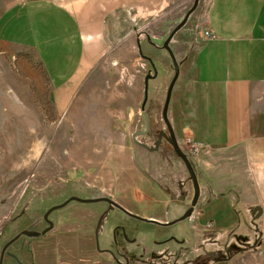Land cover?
I'll use <instances>...</instances> for the list:
<instances>
[{"label": "rangeland", "instance_id": "1", "mask_svg": "<svg viewBox=\"0 0 264 264\" xmlns=\"http://www.w3.org/2000/svg\"><path fill=\"white\" fill-rule=\"evenodd\" d=\"M25 1L0 0V12ZM192 1L170 4L160 32L156 29L157 35L149 38L162 49L151 48L154 67L144 63L147 42L139 43V51L128 45L123 59L103 48L78 93L59 110L38 59L22 52L0 53V264H264V196L239 227L216 228L211 220L199 223L192 219L195 205L189 218L167 226L112 209L96 233L105 204L69 202L48 215L50 231L33 238L22 234L43 231L44 212L70 197H107L138 217L168 223L188 209L189 175L190 194L180 185L185 167L172 151L160 116L172 66L169 62L166 75L155 55H167L162 44ZM204 3L198 1L189 17ZM147 75L152 78L142 108ZM147 129L150 134L138 137ZM159 133L164 134L155 150L152 141ZM227 205L222 217L230 214ZM111 235L132 241L116 243ZM71 242L74 258L59 261L58 253L68 250Z\"/></svg>", "mask_w": 264, "mask_h": 264}, {"label": "crops", "instance_id": "2", "mask_svg": "<svg viewBox=\"0 0 264 264\" xmlns=\"http://www.w3.org/2000/svg\"><path fill=\"white\" fill-rule=\"evenodd\" d=\"M187 1L11 4L0 12V53L22 52L38 59L50 78L53 104L59 110L78 93L103 48L117 51L116 58L123 59L128 45L139 51V43L147 42L144 63L154 67L151 48L162 49L149 38L157 35L155 30L167 19L170 4ZM156 22L159 27L154 28ZM205 31L212 37L205 38ZM170 48L178 76L170 94L168 121L177 139L189 138L204 146L198 156L191 157L199 186L192 219L202 224L211 220L216 228L239 227L241 219L250 218L251 207H260L264 196V0H206L174 34ZM163 55L156 54L155 60L167 75L170 59ZM183 174L180 185L190 194L185 169ZM140 201L142 206L147 204L144 198ZM168 204L165 199V210ZM225 204L230 214L222 217ZM71 243L58 253L59 261L72 259L75 247Z\"/></svg>", "mask_w": 264, "mask_h": 264}, {"label": "water", "instance_id": "3", "mask_svg": "<svg viewBox=\"0 0 264 264\" xmlns=\"http://www.w3.org/2000/svg\"><path fill=\"white\" fill-rule=\"evenodd\" d=\"M198 1L199 0H193L192 1L191 6L185 11V13L183 14V16L180 19V21L170 29L169 33L167 34V36H166V38H165V40H164V42L162 44L163 50L167 53V55H168V57L170 59V63H171V66H172L173 74H172V77H171V79H170V81H169V83L167 85L166 91H165V96H164L163 104H162V107H161V115L160 116H161V120H162V122H163V124L165 126V129H166V131L168 133V137H169L168 138V142H169V144H170V146L172 148V151L177 156V158L182 162V164L184 165V167H185V169H186V171H187V173L189 175V179H190L191 187H192V199H191V202H190V205H189L188 209L184 212V214L181 217L175 219L174 221H172L170 223H168V222L161 223V222L153 221V220H145L144 218H141V217H138V216H136L134 214H131L130 212L125 210L122 206L118 205L117 203H115L114 201L108 199L107 197H98V198H94V199H81V198H77V197H70V198L66 199L64 202H62L61 204L52 206V207H50L49 209H47L44 212V214L42 216V219L47 224V227L43 231H41L40 233L25 231L22 234H24L26 237H28V238L38 237V236L44 235L45 233L50 231L52 229V223L48 220V215L52 211L64 207L69 202H77V203H82V204L105 202V203H107L109 205V207L111 209L115 208L119 212H121L122 214H124L125 216H127L129 218H132V219H135V220H138V221H142V222L152 223V224H155V225H158V226L173 225L175 223L181 222V221L189 218V216L192 214L193 207L196 205V202H197L198 197H199V186H198V183H197L195 172H194V170L192 168V165H191L190 161L188 160L187 156L180 151V149L178 147V144L176 142V139H175L174 133L172 131L171 125H170V123L168 121V118H167V108H168V104H169V100H170V94H171L172 87H173V85H174V83L176 81V78L178 76V64H177V62L175 60L174 54L172 53V51H171V49L169 47V42L171 41V39L174 36V34L183 27V25L187 21L189 15L196 8ZM155 75H156V71L154 70V77H155ZM150 77H151L150 75H147L145 77V80H144V88H143V91H144V95L143 96H144V98H143V101H142V108H143L145 100H146L147 80ZM163 134L164 133H162L161 135H163ZM100 219H101V217H100ZM10 243H8L3 248L2 253L4 252L5 248Z\"/></svg>", "mask_w": 264, "mask_h": 264}, {"label": "built area", "instance_id": "4", "mask_svg": "<svg viewBox=\"0 0 264 264\" xmlns=\"http://www.w3.org/2000/svg\"><path fill=\"white\" fill-rule=\"evenodd\" d=\"M203 35L205 38H211L212 37V35L208 31H205L203 33ZM141 67H142V69H144V64H141ZM177 144H178L180 151L188 157L198 156L204 147L201 142H196V141H193L189 138H184ZM206 225L208 226L209 223H206Z\"/></svg>", "mask_w": 264, "mask_h": 264}, {"label": "flooded vegetation", "instance_id": "5", "mask_svg": "<svg viewBox=\"0 0 264 264\" xmlns=\"http://www.w3.org/2000/svg\"><path fill=\"white\" fill-rule=\"evenodd\" d=\"M150 134V132L148 131V129H147V131H144V134H143V132H142V135H138V137H140V138H142V137H145L147 134ZM141 134V133H140ZM162 133H159V135H158V138H157V140L156 141H152V143H155L154 145H153V148L155 149V150H158V148H159V145H160V142H161V139H162V135H161ZM151 138H154L153 137V134L150 136ZM139 144H142V146H144L143 145V143L142 142H138ZM100 203H104L105 204V206H106V209H105V211L103 212V213H101V215H99V217H98V220H97V222H96V226H95V231H96V233L98 232V230H99V228H100V226H101V223H102V221L105 219V216L107 215V213H109V211H112V209H115V208H110L109 207V205L107 204V203H105V202H100ZM116 203V202H115ZM117 210V209H116ZM100 217H101V219H100ZM111 239L113 240V241H115L116 243H117V241L118 240H121L122 242H131L132 240H129V239H120V238H116V237H114V235H113V237H112V235H111Z\"/></svg>", "mask_w": 264, "mask_h": 264}]
</instances>
